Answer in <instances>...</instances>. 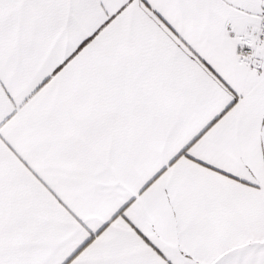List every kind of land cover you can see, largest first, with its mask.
<instances>
[{
    "label": "snow or ice",
    "instance_id": "obj_1",
    "mask_svg": "<svg viewBox=\"0 0 264 264\" xmlns=\"http://www.w3.org/2000/svg\"><path fill=\"white\" fill-rule=\"evenodd\" d=\"M0 264H264V0H0Z\"/></svg>",
    "mask_w": 264,
    "mask_h": 264
}]
</instances>
